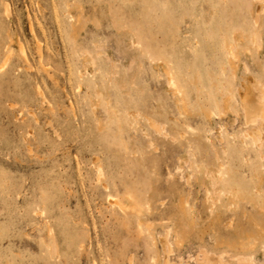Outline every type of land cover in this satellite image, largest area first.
I'll return each mask as SVG.
<instances>
[{"label": "rangeland", "instance_id": "rangeland-1", "mask_svg": "<svg viewBox=\"0 0 264 264\" xmlns=\"http://www.w3.org/2000/svg\"><path fill=\"white\" fill-rule=\"evenodd\" d=\"M263 106L264 0H0V264H264Z\"/></svg>", "mask_w": 264, "mask_h": 264}, {"label": "bare ground", "instance_id": "bare-ground-1", "mask_svg": "<svg viewBox=\"0 0 264 264\" xmlns=\"http://www.w3.org/2000/svg\"><path fill=\"white\" fill-rule=\"evenodd\" d=\"M255 42H257L256 40L254 41V43ZM86 55H85V61L87 60L88 62L89 61H91V59H92V57L90 56V54L88 53H85ZM232 55V57L234 56L235 57V55H234V53H232L231 54ZM9 59V58H8ZM6 64V63H5ZM170 77H172V76H170ZM174 78L172 77V78H169V81H170V83H171V85H175L174 83V80H173ZM178 87V86H177ZM245 88H247V87H245ZM176 89V88H175ZM243 91V90H242ZM251 92V91H250ZM254 93V92H253ZM241 94V93H240ZM239 94V95H240ZM262 94V93H261ZM248 95H249V93L247 92V91H245V89H244V92L241 94V96H243L245 99H246V101H247V103L248 102H250V100L248 99ZM255 95V94H254ZM251 98V97H250ZM242 99V98H241ZM255 100V99H254ZM242 101V100H241ZM242 103L244 104V110H245V114H246V121H247V123H251L252 125L253 124H255V122H251L250 121V119H253L254 118V116H253V118H252V115H253V113L249 110V107H247V106H249L248 104H246V102L244 103V100L242 101ZM247 106H246V105ZM252 105V104H251ZM264 107V106H263ZM257 108V107H256ZM251 109V108H250ZM255 109V108H254ZM260 112H263V111H260ZM260 112H258V113H260ZM262 114V113H261ZM261 114H260V117L261 118H259L258 116H256V118H259L258 120H260V119H264V118H262V116H261ZM258 115V114H257ZM255 118V119H256ZM151 121V120H150ZM250 121V122H249ZM252 121H254V120H252ZM257 121V120H256ZM258 122V121H257ZM261 122V121H260ZM260 122L259 123H257V124H259L260 125ZM264 124V123H263ZM255 127V126H254ZM257 127H259V126H257ZM256 129V128H255ZM262 129V128H261ZM256 131V130H255ZM255 131H253V132H255ZM251 132V131H250ZM249 134V133H248ZM250 135V134H249ZM252 136H253V138H254V141L257 143V144H259V145H261L262 144V142H263V144H264V139L262 138V136L260 137L258 134H251ZM261 146H263V145H261ZM98 172H101V171H98ZM103 173V172H102ZM101 174V173H100ZM102 175V174H101ZM213 175V174H212ZM129 200H132L131 199V197L129 198ZM115 204H117L122 210H125L126 208H131L132 210H137V212H139V209H137L136 208V206L134 205V203L133 202H131V201H129V205H127L126 203H125V201H123V200H121V199H117L116 201H115ZM127 206H129V207H127ZM192 222V221H191ZM185 225V224H184ZM50 234H52L51 232H50ZM181 243V242H180ZM166 247V246H165ZM209 255H211V254H209ZM168 256V255H167ZM242 257H244V255L242 256ZM252 257V256H251ZM207 258V257H206ZM205 258V259H206ZM209 258V257H208ZM219 258V257H218ZM211 259V261H212V257L210 258ZM239 259V258H238ZM165 261H164V264H169L168 262H167V259H164ZM219 260H220V258H219ZM222 260V259H221ZM170 261V260H169ZM246 261V260H245ZM250 261V260H249ZM204 262H205V260H204ZM218 262V261H217ZM248 262V261H247ZM213 263V262H212ZM252 263V262H251ZM205 264H210V262L209 261H206L205 262ZM218 264V263H217ZM227 264V263H226Z\"/></svg>", "mask_w": 264, "mask_h": 264}]
</instances>
